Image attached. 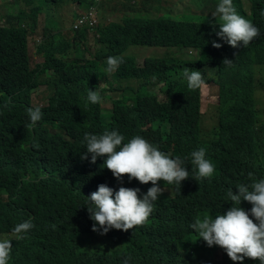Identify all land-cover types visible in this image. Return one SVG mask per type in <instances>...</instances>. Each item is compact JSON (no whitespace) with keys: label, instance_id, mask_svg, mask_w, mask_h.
Listing matches in <instances>:
<instances>
[{"label":"trees","instance_id":"1","mask_svg":"<svg viewBox=\"0 0 264 264\" xmlns=\"http://www.w3.org/2000/svg\"><path fill=\"white\" fill-rule=\"evenodd\" d=\"M70 1L79 6L94 4V0ZM151 1H131L128 8L146 11ZM202 1L199 22L175 21L163 15L171 12L159 13L149 23H137L125 30L130 43L122 41L116 24L99 27L93 35L94 52L86 47V30H67L65 38L49 28L55 46L37 50L43 62L31 68L25 32L13 23L37 22L43 9L37 4L25 9L4 0V24L0 25V129L5 127L0 132V236L28 220L34 225L31 237L19 240L21 243L14 247L10 264H124L129 257V264H193L189 253L180 250L193 220L225 213L233 206L228 191L238 193L236 186L247 184L249 173L264 174V112L257 109L255 99L257 92H264V77H258L264 75V31L247 47L233 48L216 35L220 20L212 13L221 0ZM232 3L258 26L263 22L264 0ZM130 20L129 16L123 18ZM213 41L222 47H213ZM131 46L175 50L182 57L159 60L140 71L131 59L123 57L115 71H105L106 57L119 56ZM69 53L75 57L70 58ZM189 53L195 57H188ZM225 58L232 60L231 65L222 64ZM185 67L201 71L208 90L211 85L217 89L214 122L206 132L201 130L202 87L188 88ZM47 71L53 72L50 82L55 91L47 94V110L31 129L27 107L33 75ZM108 74L112 82L133 80L134 89L125 88L120 97L111 99L113 113L126 116L145 99L147 111L138 113L137 135L171 158L184 159L190 176L181 187L160 181L164 191L154 202L148 222L123 236L112 230L104 235L92 231L93 223L85 216L86 195L77 189V184H87L92 170L79 160H73L78 166L67 164L81 152L83 134L100 129L98 118L82 109L88 104V90L94 89L97 81H105ZM111 83L107 84L110 89ZM81 118L91 120L84 123L87 129L73 130L72 123ZM160 125H166L167 130L161 132ZM57 127L72 132L75 138L74 144L61 148L66 158L59 146L50 143L52 128ZM201 147L206 149L215 172L196 181L190 155ZM68 179L67 185L74 183L75 190L61 188L62 181L66 184ZM114 183L118 184L114 190L121 186L139 188L141 198L152 187L151 182L129 181L126 175L122 181L114 178ZM240 207L250 212L252 205L242 200ZM80 234L86 235L88 242L76 243ZM230 260L222 249L218 263L228 264Z\"/></svg>","mask_w":264,"mask_h":264},{"label":"clouds","instance_id":"2","mask_svg":"<svg viewBox=\"0 0 264 264\" xmlns=\"http://www.w3.org/2000/svg\"><path fill=\"white\" fill-rule=\"evenodd\" d=\"M46 2L55 6L60 5V8L72 5L73 9L67 11L70 20L67 30L76 32L84 29L87 31L85 36L87 40L89 31L94 32L97 26L100 9L102 19H104V15L113 12V10L103 12L102 7L106 3L103 0H94L93 5L82 4L80 6L70 0H46ZM121 6L126 5L121 2ZM79 9L81 11H78ZM42 12H46L47 17L44 18L41 33L35 40V53L47 46H55L49 28L52 33L57 32V28H53L50 24V13L45 10ZM42 12L38 16L37 22L15 24L25 32L24 45L29 56L30 38L38 31ZM145 12H148L147 9L141 11L137 16H132L129 13V18L137 20V23L140 24L149 23L153 17L149 20L141 19V14ZM240 12L233 7L232 0H221L216 11L212 13L215 19L219 16L220 20L219 31L216 32V35L233 48L241 45L247 47L255 38H261L264 31V19L258 26ZM261 16L264 17L263 12ZM212 21L214 22V18ZM67 30L60 31V34L65 38ZM123 35L128 43L132 41L125 31ZM212 46L217 49L222 47L215 41L212 42ZM133 47L145 46H131L129 49ZM40 58L41 61L37 64L43 62L41 56ZM106 63L105 71H115L123 63V57L109 56ZM231 63L232 60L227 58L222 61L224 65H231ZM52 75L51 71L33 75L34 87L29 92L28 102L39 85H43L48 93H54L55 89L50 82ZM183 76L187 79L189 89L195 90L206 86L201 71L185 67ZM87 99L92 104L101 102V96L97 90L89 89ZM27 113L31 121L28 125L30 128L35 127L36 122L40 121L43 116L40 107L28 108ZM96 133H85L86 150L81 156L80 153L76 155L80 156L78 159L80 164L87 165L88 161H84V159L88 158V154H91L90 162L93 164L96 163L98 157H106L104 165L118 181H122L126 175L129 181L135 179L140 184L151 182L152 187L141 198L139 188L121 186L118 190H114L107 184L92 185L91 189L96 191L83 199L86 201L85 216L89 222L93 223L92 231L101 235L107 234L109 230L119 233L120 236L131 234L136 229L144 227L143 225L148 222L154 211V202L164 191L159 182L163 181L181 187V182L190 177L189 171L184 159L179 156L171 158L169 154L161 151L158 146L140 135L133 136L127 143H124V136L116 130L105 131L103 134ZM190 164L195 171L193 179L196 181L210 178L215 172V166L206 158V149L203 147L191 153ZM245 181L247 184L236 186L238 193H234L232 189L228 191L227 196L233 204L230 209L215 218H210L207 215L197 217L186 230L180 250L182 253H189L193 264H219L222 249L231 259L228 264H264V174L249 173ZM242 200L252 205L250 212L240 207ZM33 227L31 220L19 223L9 231L10 233L5 238L0 239V264H10L11 253L15 247L11 241L29 239L31 237L29 233ZM212 250H214V254L208 259L207 256ZM129 260L130 257L126 258L124 264H129Z\"/></svg>","mask_w":264,"mask_h":264},{"label":"rangeland","instance_id":"3","mask_svg":"<svg viewBox=\"0 0 264 264\" xmlns=\"http://www.w3.org/2000/svg\"><path fill=\"white\" fill-rule=\"evenodd\" d=\"M13 4L15 2L18 3L19 7L28 9L31 7V5L37 4V6L47 12L50 13V24L53 28H57V31L61 30H67L68 26L70 24L69 10L73 9L72 5H68L65 7H61L60 5L55 6L51 4L50 2H46V0H30L31 3H28L27 0H10ZM131 1H135V3H139L141 0H103V2H106L102 9L103 12H108L109 10H113L115 13L112 18H119V14L117 12H120L122 10L121 2L124 3L126 6L130 4ZM200 10L193 14L191 13L192 10L198 9L197 5L186 0H159V2L151 1L148 3L146 9L148 12H145L141 14V19L143 20H149L154 16H157L165 12H171L172 14H163L167 17H170L171 19L175 21H181V22H199L200 18L202 17L201 14V8L203 7V1L202 0H194ZM4 0H0V25L3 23V14H4ZM160 7V9H156L155 7ZM78 11H81L79 9ZM157 11V12H156ZM46 12H42V15L40 16V24L38 31L32 35L30 38V57H31V67L33 68L38 62L41 61L40 56H38L34 52V43L37 39L38 35L41 33L42 26L44 23V18H46ZM99 19L101 21L103 20L102 17ZM13 23V22H12ZM16 23H13L15 25ZM93 32L89 31V38H92ZM123 56L125 58L133 60L134 65L137 66L135 62V58L137 59L138 66L137 71H140L144 69L147 66L152 65L154 62L167 59L168 61L171 58H177L182 57L179 54L175 52V50L170 49H162V48H148V47H133L128 49ZM188 57H195L194 53H189ZM213 58V57H212ZM259 78L264 77L263 73L258 75ZM110 79V74L107 75V79L105 81L101 82V87L97 90L101 96V102L97 104H92L88 101L87 97L88 94L85 96V99L88 101V104L82 109V112H88L91 114V116L98 118L99 123L98 126H100V129L97 131L98 134H103L105 131H112L116 130L120 134L124 136V143H127L133 136L137 135V118H139L138 113H143L147 111V102L146 100L140 101L135 107H133L126 116L117 117L112 110L111 106V99H114L116 97H120L123 93V90L125 88H133L132 82L133 80H121L120 82H112ZM111 83V88H108L107 84ZM134 89V88H133ZM48 94V90L43 86L39 85L33 92V94L29 98V103L27 108H35L40 107L42 113L44 114L47 110L46 104H45V98ZM216 94L217 89L213 85L209 87V90L207 87L201 88V104H200V114H201V130L203 132L208 131V129L212 126L214 122V107L217 102L216 100ZM17 96V93L14 94ZM11 96H13L11 94ZM255 99L258 103L257 109L261 112H264V92H258L255 94ZM55 111V109H53ZM84 123H89L91 120L84 118ZM29 122L30 118H29ZM6 122H4V125ZM5 127L0 129L1 131H4ZM32 129V128H31ZM158 129L161 132H165L167 130L166 125H160ZM70 131L64 130L62 128H52V139L51 144L55 147L59 146V152L64 156L65 158L68 157L66 153H64L63 149L64 147L71 146L75 143V138L71 136ZM85 133L83 134L81 138V154L86 150V141L84 139ZM80 156H73L72 160L68 161V165H77L79 163H75L73 160H78ZM106 157H98L96 160V163H91V155L89 157V160L87 162V166L92 170V175L84 186H81L77 184V189L80 191H83L86 196H90L91 193H93L96 190H92L91 186L100 184V183H107L110 185L111 188L116 189L118 184L114 183V176H112V172L109 171L105 165L104 160ZM70 181L69 179L65 182L62 181L61 188H66V186H69L72 190H75L74 186L75 184L72 183L70 185H67V182ZM73 181V180H72ZM10 232H7L5 236H0V239L5 238ZM26 237V235H25ZM88 242V238L86 235L80 234L77 237L76 243L79 245H82L84 243ZM13 246H16L17 244L21 243L20 241H11ZM60 243V238H59ZM214 253V250H212L207 258L209 259L212 254ZM31 256H33V259L36 260V256L31 253ZM64 256V254H63ZM65 258V257H64Z\"/></svg>","mask_w":264,"mask_h":264},{"label":"crops","instance_id":"4","mask_svg":"<svg viewBox=\"0 0 264 264\" xmlns=\"http://www.w3.org/2000/svg\"><path fill=\"white\" fill-rule=\"evenodd\" d=\"M122 7V10H124V11H120V12H117V14H119V18H112L113 17V15L115 14V13H113V12H110L109 14H106V15H104L103 16V20L101 21V19H99L98 20V23H97V26H96V28H95V30H94V32H93V35H95V32H96V29L97 28H99V27H104V26H108V25H111V24H116V28H117V33H119V35L121 36V39H122V41H125V42H128V40L125 38V36L123 35V32L129 27V26H132V25H134V24H137V20H132L131 18V20L130 21H121L124 17H126V16H130L129 14H127L125 11H128L132 16L133 15H136L137 16V14H139L140 13V11H135V12H132L131 10H129V8H128V6H121ZM100 18H101V9H100ZM139 22H141V20H139ZM86 47L91 51V52H94V50H95V48H96V44L94 43V41H93V36H92V38H88V40H87V42H86ZM126 52V51H125ZM124 52V53H125ZM124 53H122L121 55H119V56H122V57H124L123 56V54ZM69 56H70V58H74L75 56H73L71 53H69ZM85 56H86V58H89V54H88V52L85 54ZM107 58L108 57H106V59H105V62L107 61ZM132 62H133V60H132ZM135 62H136V64H137V66H138V62H137V59L135 58ZM134 64V63H133ZM136 66V65H135ZM94 89H91V90H93V91H95V90H98L100 87H101V82H96L95 84H94ZM72 129L73 130H76V131H78V130H82V129H87V128H85V126H84V120H83V118H81V120L79 121V122H75V123H72ZM88 133H90V134H97L96 132H88ZM77 154H79V153H77ZM90 155L91 154H88V158L87 159H84V161H88L89 160V157H90Z\"/></svg>","mask_w":264,"mask_h":264}]
</instances>
